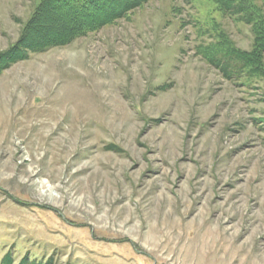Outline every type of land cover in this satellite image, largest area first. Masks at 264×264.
<instances>
[{
  "label": "rangeland",
  "instance_id": "1",
  "mask_svg": "<svg viewBox=\"0 0 264 264\" xmlns=\"http://www.w3.org/2000/svg\"><path fill=\"white\" fill-rule=\"evenodd\" d=\"M38 3L0 0V53ZM219 33L253 47L211 0H151L3 72L0 264H264V78L210 66Z\"/></svg>",
  "mask_w": 264,
  "mask_h": 264
},
{
  "label": "trees",
  "instance_id": "2",
  "mask_svg": "<svg viewBox=\"0 0 264 264\" xmlns=\"http://www.w3.org/2000/svg\"><path fill=\"white\" fill-rule=\"evenodd\" d=\"M151 0H39L16 43L0 53V76L32 54L65 47L126 19ZM226 17L251 27L253 47H237L227 36L201 44L197 52L228 81L264 78V0H211ZM3 264H13L7 256ZM21 264H43L24 259ZM46 264H51L48 262Z\"/></svg>",
  "mask_w": 264,
  "mask_h": 264
},
{
  "label": "bare ground",
  "instance_id": "3",
  "mask_svg": "<svg viewBox=\"0 0 264 264\" xmlns=\"http://www.w3.org/2000/svg\"><path fill=\"white\" fill-rule=\"evenodd\" d=\"M43 184H45L44 186H43V189H47L49 186L47 185V183L46 182H44ZM49 191V190H48Z\"/></svg>",
  "mask_w": 264,
  "mask_h": 264
}]
</instances>
